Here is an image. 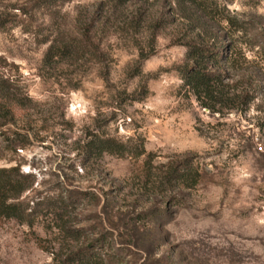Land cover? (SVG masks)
Masks as SVG:
<instances>
[{
	"label": "rangeland",
	"instance_id": "1",
	"mask_svg": "<svg viewBox=\"0 0 264 264\" xmlns=\"http://www.w3.org/2000/svg\"><path fill=\"white\" fill-rule=\"evenodd\" d=\"M195 1L0 0V168L33 180L0 264H264V0ZM187 42L220 49L213 98Z\"/></svg>",
	"mask_w": 264,
	"mask_h": 264
},
{
	"label": "trees",
	"instance_id": "2",
	"mask_svg": "<svg viewBox=\"0 0 264 264\" xmlns=\"http://www.w3.org/2000/svg\"><path fill=\"white\" fill-rule=\"evenodd\" d=\"M129 0H119V3L124 4ZM192 5L195 7L197 3L195 0H191ZM191 5V6H192ZM205 11V8H204ZM262 46H264L263 36ZM189 47L188 57L189 60L194 62V65L187 67L183 72V78L185 84L194 92V94L200 98L202 95L208 98H213L215 95V84L220 81V77L215 72L211 71L207 64L210 62L219 63L222 60L220 49L214 50L208 47L201 46L194 42H187ZM19 106V99L14 94H5L0 96V112L3 110V114L0 113V125L2 120L8 122L12 120L14 113V107ZM126 145L124 143L116 142L111 138L95 137L89 141L87 145V151L91 154L102 155L105 152L109 153H121L126 151ZM187 170H176L174 167L171 174V179L174 178L178 182L188 183L192 186L196 184V175L190 169L191 166L185 165ZM190 177L193 183H190ZM33 183L31 174H24L18 167L0 168V217L15 218L19 221H27L30 217L28 207L23 202L18 201L22 194L30 188ZM63 208L74 206L70 205L68 201L63 200L60 204ZM94 246V245H93ZM90 251V250H89ZM86 256H92V251L85 253ZM112 260V256H109Z\"/></svg>",
	"mask_w": 264,
	"mask_h": 264
}]
</instances>
